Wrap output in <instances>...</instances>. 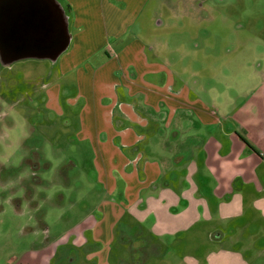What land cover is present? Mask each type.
Segmentation results:
<instances>
[{
	"label": "crops",
	"instance_id": "1",
	"mask_svg": "<svg viewBox=\"0 0 264 264\" xmlns=\"http://www.w3.org/2000/svg\"><path fill=\"white\" fill-rule=\"evenodd\" d=\"M165 1L63 0L70 42L38 87L75 117L99 187L68 230V261L85 248L94 264H142L202 240L206 264H250L264 240V91L217 104L210 74L161 35Z\"/></svg>",
	"mask_w": 264,
	"mask_h": 264
},
{
	"label": "rangeland",
	"instance_id": "2",
	"mask_svg": "<svg viewBox=\"0 0 264 264\" xmlns=\"http://www.w3.org/2000/svg\"><path fill=\"white\" fill-rule=\"evenodd\" d=\"M157 10V19L170 27L161 35L178 48L185 63L193 61L187 68L210 74L205 82L214 88L217 104L229 97L232 104L262 98L264 0H166ZM52 64L31 58L0 64V106L21 111L29 130L24 159L17 168L0 166V180L14 178L25 168L34 172L20 185L22 196L9 202L0 193V264H65L62 259L72 251L68 230L85 211L83 204L90 207L99 191L88 146L76 139L75 117L48 109L44 89L39 90ZM198 243L202 247L196 251L187 241L181 248L170 246L164 256L142 264H188L184 256L192 252L198 264H206L204 247L213 242ZM252 243L243 253L246 260L264 264V240ZM77 253L66 264H94L85 248Z\"/></svg>",
	"mask_w": 264,
	"mask_h": 264
},
{
	"label": "water",
	"instance_id": "3",
	"mask_svg": "<svg viewBox=\"0 0 264 264\" xmlns=\"http://www.w3.org/2000/svg\"><path fill=\"white\" fill-rule=\"evenodd\" d=\"M70 37L59 0H0V64L30 58L54 62Z\"/></svg>",
	"mask_w": 264,
	"mask_h": 264
},
{
	"label": "clouds",
	"instance_id": "4",
	"mask_svg": "<svg viewBox=\"0 0 264 264\" xmlns=\"http://www.w3.org/2000/svg\"><path fill=\"white\" fill-rule=\"evenodd\" d=\"M29 130L24 114L7 104L0 106V166L4 168H17L24 159L23 144L28 139ZM34 175L30 169L18 172L14 178L0 180V193L5 194V200L11 202L23 195L24 189L20 187L26 179ZM49 198L51 190L48 192ZM36 199V197H34ZM42 202L39 207H42Z\"/></svg>",
	"mask_w": 264,
	"mask_h": 264
},
{
	"label": "trees",
	"instance_id": "5",
	"mask_svg": "<svg viewBox=\"0 0 264 264\" xmlns=\"http://www.w3.org/2000/svg\"><path fill=\"white\" fill-rule=\"evenodd\" d=\"M59 1L61 2L62 6H63V9H64V11H65V14L68 16V15H69V9H68V6L65 5V4L63 3V0H59ZM241 138H242L243 141L247 144L248 147H250L251 149H253V147L248 143V141H247L244 137H241ZM71 252H73V251H71ZM67 254L69 255V252L66 253V256H65L64 258H67V257H68ZM64 258H63V259H64Z\"/></svg>",
	"mask_w": 264,
	"mask_h": 264
},
{
	"label": "flooded vegetation",
	"instance_id": "6",
	"mask_svg": "<svg viewBox=\"0 0 264 264\" xmlns=\"http://www.w3.org/2000/svg\"><path fill=\"white\" fill-rule=\"evenodd\" d=\"M71 257L72 256L69 254L67 258L62 259V262L66 264L68 262V259Z\"/></svg>",
	"mask_w": 264,
	"mask_h": 264
}]
</instances>
